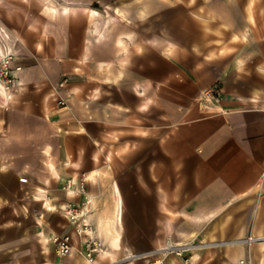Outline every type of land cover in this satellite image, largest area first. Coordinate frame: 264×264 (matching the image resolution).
Wrapping results in <instances>:
<instances>
[{
    "label": "crops",
    "instance_id": "0c3cea01",
    "mask_svg": "<svg viewBox=\"0 0 264 264\" xmlns=\"http://www.w3.org/2000/svg\"><path fill=\"white\" fill-rule=\"evenodd\" d=\"M147 1L107 3L111 21L93 8L59 25V49L14 60L0 264H140L169 235L198 242L189 264H264V0ZM77 224L102 243L94 260Z\"/></svg>",
    "mask_w": 264,
    "mask_h": 264
},
{
    "label": "rangeland",
    "instance_id": "374dc122",
    "mask_svg": "<svg viewBox=\"0 0 264 264\" xmlns=\"http://www.w3.org/2000/svg\"><path fill=\"white\" fill-rule=\"evenodd\" d=\"M0 0V59L12 51L15 54V60H26L30 57L37 58L38 51L48 53L59 49L62 39L61 33H65L59 27L60 24H70L77 21H83L87 18L90 22L92 9L97 10L101 21L112 20L114 17L105 11L107 3H114V0ZM213 6L225 5L226 2H232L235 6V0H208ZM150 4L163 9L172 7L175 0H148ZM230 5V4H229ZM139 5H136V8ZM183 7V4H180ZM86 21V19H84ZM119 22L118 19L112 23ZM62 30V31H61ZM17 58V59H16ZM4 91L0 88V91ZM170 242L174 244L194 243L193 241H176L172 235H169L164 243L159 246H168ZM198 244V242L196 241ZM180 246V245H179ZM178 247V246H176ZM156 249V248H154ZM150 249L145 251H151ZM134 254L140 264H148V259H154L156 256ZM141 255V256H137ZM158 256V255H157ZM170 256H174L170 254Z\"/></svg>",
    "mask_w": 264,
    "mask_h": 264
},
{
    "label": "built area",
    "instance_id": "2783aa9c",
    "mask_svg": "<svg viewBox=\"0 0 264 264\" xmlns=\"http://www.w3.org/2000/svg\"><path fill=\"white\" fill-rule=\"evenodd\" d=\"M15 60V54L10 51L5 53L1 59H0V88H3L4 91L10 92L12 91L17 83V76H16V70H19L22 68L21 65H15L14 63ZM216 88L211 89L209 92L210 95L216 94ZM60 103H65L64 99H59ZM26 178H22V180H25ZM82 188H84V184L81 185ZM68 214L70 215L72 222L76 223L78 218L81 215V211H77V208L75 207H70L67 209ZM87 225H84L83 227L80 226V224H77V233L79 235H84L86 236L84 242H85V248L87 252V256L90 260H94L95 256L101 251L102 249V243L100 240L95 238L91 232H89L86 229ZM257 238L254 236H248L245 238V241L248 243H253L256 241ZM54 242L56 244V252L61 255H67L71 252L72 250V236L70 234H64V235H57L54 238ZM168 246L170 245H177L172 242L167 244ZM180 246H170L167 251L169 252L168 255L162 254L161 256H157L159 252L164 251L160 249L159 247L148 251L146 253H143L141 255L143 256H156L154 259H148L149 263L148 264H189V261L192 257V250L199 246V244L196 243H187V244H179ZM170 254H173L174 256H180L182 257V261H170L167 260V257L170 256ZM137 255V256H141ZM247 260L242 259L240 260L237 264H248Z\"/></svg>",
    "mask_w": 264,
    "mask_h": 264
},
{
    "label": "bare ground",
    "instance_id": "6f19581e",
    "mask_svg": "<svg viewBox=\"0 0 264 264\" xmlns=\"http://www.w3.org/2000/svg\"><path fill=\"white\" fill-rule=\"evenodd\" d=\"M26 1H30V0H26ZM253 1V0H252ZM40 2H41V4H46L45 3V1H43V0H40ZM120 231V230H119ZM244 241V240H243ZM170 246H179V243L177 244V245H170ZM170 246H162V247H160V249H162V250H164V251H161V252H159L158 253V256H161L162 254H166V255H168L169 254V252L167 251L168 249H166V248H169ZM253 246V245H252ZM262 246H264V245H262ZM114 249V248H113ZM118 251V250H117ZM114 254H115V252H114ZM114 254H110V256L112 257V258H115V256L116 255H114ZM257 254V253H256ZM109 255V254H108ZM261 255V254H260ZM104 256H106L105 254H104ZM96 258H98V256L96 257ZM135 258V257H134ZM148 258V257H147ZM263 258H264V256H263ZM136 260V259H135ZM264 261V260H263ZM262 261V262H263ZM224 262V261H223ZM225 262H227V261H225ZM255 262V261H254ZM259 262V261H258ZM94 264H98V261L97 260H95L94 262H93ZM48 264V263H47ZM129 264H130V262H129Z\"/></svg>",
    "mask_w": 264,
    "mask_h": 264
}]
</instances>
